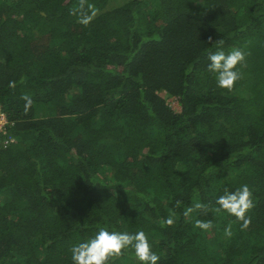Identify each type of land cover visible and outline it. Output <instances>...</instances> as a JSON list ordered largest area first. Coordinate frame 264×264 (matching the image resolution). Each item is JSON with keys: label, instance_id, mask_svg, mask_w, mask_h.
<instances>
[{"label": "trees", "instance_id": "trees-1", "mask_svg": "<svg viewBox=\"0 0 264 264\" xmlns=\"http://www.w3.org/2000/svg\"><path fill=\"white\" fill-rule=\"evenodd\" d=\"M209 37L248 53L231 91ZM0 104V264H73L101 227L143 230L158 264H264V0H0ZM242 185L243 230L215 203Z\"/></svg>", "mask_w": 264, "mask_h": 264}, {"label": "clouds", "instance_id": "clouds-1", "mask_svg": "<svg viewBox=\"0 0 264 264\" xmlns=\"http://www.w3.org/2000/svg\"><path fill=\"white\" fill-rule=\"evenodd\" d=\"M208 43H214L219 50L208 55L207 70L215 73L217 87L231 91L235 83L243 78L241 69L246 67L248 53L239 48H233L226 53L222 50L223 39H217L213 42L212 38L209 37ZM14 85V81L9 82L10 87H14ZM21 98L25 100V111H27L32 100L28 96ZM252 196L253 193L248 185H242L235 191H229L225 188L224 194L219 196L215 203L219 205L218 210L226 211L241 221V230H243L251 224V218L247 216V213L255 206ZM196 207L204 206L198 204ZM167 224L171 225L172 221L168 220ZM196 224L204 230H209L212 227L211 221L198 220ZM225 231L227 235L231 236L230 228ZM128 248L134 251L135 258L141 264H158L160 260V256L152 250L148 237L143 230H138L132 234L109 231L101 227L94 237L72 246L70 252L73 264H113L114 259L122 256L124 250Z\"/></svg>", "mask_w": 264, "mask_h": 264}, {"label": "built area", "instance_id": "built-area-1", "mask_svg": "<svg viewBox=\"0 0 264 264\" xmlns=\"http://www.w3.org/2000/svg\"><path fill=\"white\" fill-rule=\"evenodd\" d=\"M14 127L15 123L10 121L0 104V148L7 149L17 144L18 140L14 133Z\"/></svg>", "mask_w": 264, "mask_h": 264}, {"label": "rangeland", "instance_id": "rangeland-1", "mask_svg": "<svg viewBox=\"0 0 264 264\" xmlns=\"http://www.w3.org/2000/svg\"><path fill=\"white\" fill-rule=\"evenodd\" d=\"M161 96L163 98H165L167 100V103L170 105V107L176 112V113H180L181 112V105L179 104V101L177 98L175 97H169L166 93L162 92ZM108 177H110V174H107ZM219 227V226H218ZM225 229H229L225 228ZM231 229V228H230ZM219 230L218 229H214L211 234H210V242H212V246L214 245L215 247H218V244H216V237L218 236ZM227 234L226 231H220V242H223L226 238H227Z\"/></svg>", "mask_w": 264, "mask_h": 264}]
</instances>
